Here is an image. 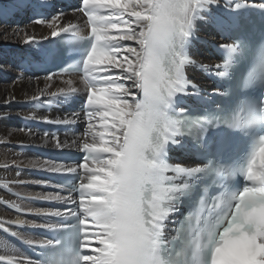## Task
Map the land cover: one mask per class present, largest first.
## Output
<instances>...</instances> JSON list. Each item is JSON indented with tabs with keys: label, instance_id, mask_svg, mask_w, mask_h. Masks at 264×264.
<instances>
[{
	"label": "snow or ice",
	"instance_id": "snow-or-ice-1",
	"mask_svg": "<svg viewBox=\"0 0 264 264\" xmlns=\"http://www.w3.org/2000/svg\"><path fill=\"white\" fill-rule=\"evenodd\" d=\"M217 3L219 0H135V3L133 0H82L78 11L87 16L93 41L82 68L87 92L84 135L92 131L91 120L98 116L104 129L96 134L100 136L101 143L97 144L96 135H93L91 143L83 141L79 146L85 155L77 166L45 162L39 167L63 174L77 173L79 167L92 173H103V176L93 174L87 183L78 176L79 183L71 191H78L79 200L71 194L37 197L68 205L63 210H35L37 214L50 217L79 218L78 264H177L178 258L174 255L165 258L168 241L161 239L163 229L170 214L176 210L174 194L187 187L178 183L181 180L179 174L187 172L191 176L202 168L162 166L158 154L179 131L177 122L168 114L172 98L178 92L188 94L189 85L194 93L198 92L197 86L184 77L183 68L189 63L198 64L223 78L229 75L237 57L243 56V48L237 41L217 42L227 55L222 62L214 65L191 60L182 51L184 42L193 34L198 13ZM100 9L114 11L105 16ZM125 14L134 20L125 19ZM62 15L58 13L53 20ZM33 22L45 23L40 18ZM121 23L126 25L123 34L118 38L111 36L110 29H119ZM49 26L54 27L53 24ZM75 30L76 26L70 23L59 31L53 30L51 37ZM39 41L42 40L26 36L24 43ZM121 41H134L138 47L124 45ZM260 52L259 64L244 79L245 87L251 84L264 87V42ZM121 56L126 64L118 59ZM104 61L110 68L119 69V74L115 77L111 74L94 75L96 65ZM55 74L49 73L46 79L52 80ZM120 80L130 81L131 85L119 83ZM101 81L107 86L98 88ZM133 88L139 90V99H136ZM77 91L74 87L67 91L61 88L59 93L50 95L57 98ZM214 92L220 94L218 89ZM105 96L108 98L105 99ZM129 96L132 103L126 99ZM39 99V96L32 97V100ZM238 111L242 117L215 123L206 120L202 137L208 133V126L218 129L227 124L231 128L242 129L264 123V99L259 104L244 100ZM110 115L112 120L109 125L107 117ZM44 122L74 124L77 118L65 117L59 121L44 118ZM108 132L111 133V146H104L108 142L103 137ZM172 142L176 143L175 140ZM55 146L63 148L65 144L57 140ZM102 153H111V157L105 159ZM89 158L95 162L91 168ZM243 176L247 181L254 182L252 187L245 184L231 198L222 197L223 207L219 211L215 210L217 205L214 201L212 212L207 217L198 218L195 228H190L188 232L183 229L178 231V234H186L188 238L181 264H264V136L258 139L243 169ZM9 223L22 226L26 221ZM33 226L59 227L51 223ZM29 243L55 246L60 241ZM0 264H26V261L0 255Z\"/></svg>",
	"mask_w": 264,
	"mask_h": 264
},
{
	"label": "bare ground",
	"instance_id": "bare-ground-1",
	"mask_svg": "<svg viewBox=\"0 0 264 264\" xmlns=\"http://www.w3.org/2000/svg\"><path fill=\"white\" fill-rule=\"evenodd\" d=\"M223 2L224 0H219V3ZM62 7H65L67 12L63 13L59 19L53 20L58 13H62L60 11ZM206 9L209 14L200 11L194 20V29L197 34L205 38L214 35L213 27L215 26L211 17L214 12L211 5H208ZM35 11L47 12L50 18L45 23H35L27 17L28 13ZM109 11H114V9H100V13L105 16ZM125 19L134 20L126 14ZM70 23L76 26V30L67 32L68 34L86 35L88 33L83 15L68 7L66 0L62 3L58 0H0V224H3V227H0V255L12 256L16 260L26 261V264L36 263L29 261L5 232L14 233L29 242L38 239L36 231L32 229L36 226L33 225L46 224V220L41 217L43 215L37 214L35 210H50L45 204L47 200L37 198L52 194L49 191L51 185L44 178V175L50 171L39 167L47 161L42 160L38 153L40 149H44V146L56 147L57 140L65 144L64 147L75 146L77 141L86 139L89 134L84 135L82 132H77L76 136H52L43 130V128L56 125V122H44V118L51 121H59L65 117L77 118V122L80 120L81 115L75 114L74 116L73 113L65 111L51 100L50 95L53 92L59 93L61 88L67 91L70 87L76 88L77 92H85V86L79 78L76 76L53 77L52 80H47L46 77L29 78L14 70L13 62L25 54H37L36 45L49 42L53 39L51 37L53 30L59 31ZM50 24L54 27H50ZM110 30L119 32L114 36L118 38L126 30V25L121 23L119 29ZM26 36L42 41L25 44ZM44 37L49 39L43 40ZM121 43L138 47L134 41H121ZM196 56L204 61L209 60L201 52ZM129 59L132 57L129 56ZM120 60L122 64H126L122 56ZM96 68V72L109 73L113 77L120 71L114 67L110 68L107 61L96 65ZM188 73L192 75L193 71L189 70ZM118 82L125 83L126 86L131 85L130 81L120 80ZM132 91L135 92L136 89L133 88ZM33 96H39L40 99L32 100ZM60 97L54 98L59 99ZM130 97L126 98L129 103H132L128 99ZM111 120L110 115L107 117L109 125ZM96 125L101 127V123ZM81 127L85 130L86 123H82ZM91 132L93 133L94 130ZM45 133L48 134L47 138ZM14 220H23L26 223L22 225V229H19L16 227L18 224L9 223Z\"/></svg>",
	"mask_w": 264,
	"mask_h": 264
},
{
	"label": "rangeland",
	"instance_id": "rangeland-1",
	"mask_svg": "<svg viewBox=\"0 0 264 264\" xmlns=\"http://www.w3.org/2000/svg\"><path fill=\"white\" fill-rule=\"evenodd\" d=\"M36 47H37V46H36ZM37 48H38V47H37ZM14 62H15V61H14ZM15 65H16V62H15V64L13 65V69H14V70H15V68H16ZM93 127L96 128V127H95V124H93ZM103 131H104V130H103ZM90 137H91V135H90ZM89 139H90V138H89ZM75 146H76V145H75Z\"/></svg>",
	"mask_w": 264,
	"mask_h": 264
},
{
	"label": "clouds",
	"instance_id": "clouds-1",
	"mask_svg": "<svg viewBox=\"0 0 264 264\" xmlns=\"http://www.w3.org/2000/svg\"><path fill=\"white\" fill-rule=\"evenodd\" d=\"M257 264H259V262H257Z\"/></svg>",
	"mask_w": 264,
	"mask_h": 264
}]
</instances>
